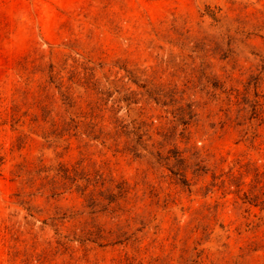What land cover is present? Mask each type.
Returning <instances> with one entry per match:
<instances>
[{"label": "rangeland", "instance_id": "1", "mask_svg": "<svg viewBox=\"0 0 264 264\" xmlns=\"http://www.w3.org/2000/svg\"><path fill=\"white\" fill-rule=\"evenodd\" d=\"M0 264H264V0H0Z\"/></svg>", "mask_w": 264, "mask_h": 264}]
</instances>
